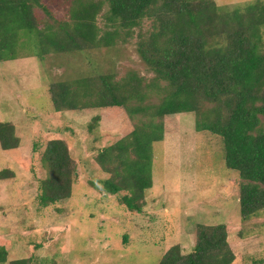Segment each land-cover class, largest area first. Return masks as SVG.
Here are the masks:
<instances>
[{"label":"trees","instance_id":"obj_1","mask_svg":"<svg viewBox=\"0 0 264 264\" xmlns=\"http://www.w3.org/2000/svg\"><path fill=\"white\" fill-rule=\"evenodd\" d=\"M68 15L56 16L46 0H0V61L26 50L44 59L50 53L111 48L137 37L136 51L153 74L129 70L117 79L93 73L52 81L56 111L124 108L133 129L103 147L95 160L109 176L101 191L119 196L129 211L142 212L153 186V144L178 130L179 115L192 112L195 129L221 138L225 165L238 173L243 222L264 213V0L218 5L214 0H66ZM104 13V27L98 17ZM40 9L44 19L35 13ZM145 20L151 22L142 30ZM15 126L0 121V147H19ZM40 148L35 145L34 151ZM40 162L48 171L38 181L42 207L72 196L77 169L67 142L47 141ZM5 169L0 179H6ZM9 177H12L11 175ZM236 254L225 223H200L193 250L171 246L159 264H233ZM0 264H33L32 257L8 259L0 245ZM44 264H57L47 261ZM255 264H264V259Z\"/></svg>","mask_w":264,"mask_h":264},{"label":"rangeland","instance_id":"obj_2","mask_svg":"<svg viewBox=\"0 0 264 264\" xmlns=\"http://www.w3.org/2000/svg\"><path fill=\"white\" fill-rule=\"evenodd\" d=\"M237 5L252 0H214ZM53 13L66 18V0H46ZM98 24L104 27V13ZM40 19L45 15L40 9ZM145 20L142 30L149 29ZM137 37L91 54L48 53L41 59L24 50L0 61V121L12 122L17 148L0 147V245L8 259L32 257L33 264H159L173 245L193 250L198 225L225 223L236 254L233 264L264 259V213L243 222L237 172L225 165L221 138L195 129V115H179L178 130L153 144V186L145 192L142 212L129 211L119 196L101 191L109 175L95 157L127 135L140 120L121 107L56 111L49 94L52 81L93 73L95 67L117 79L129 70L150 78L136 51ZM64 139L76 164L72 196L42 207L38 181L48 171L40 162L48 140ZM39 151H34V146ZM12 177H9V176Z\"/></svg>","mask_w":264,"mask_h":264}]
</instances>
